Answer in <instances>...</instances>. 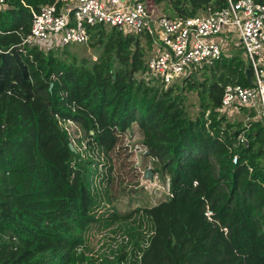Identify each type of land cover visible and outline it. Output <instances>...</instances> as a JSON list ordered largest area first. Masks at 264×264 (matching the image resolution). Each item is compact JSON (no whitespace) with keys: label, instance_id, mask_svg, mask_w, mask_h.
Returning a JSON list of instances; mask_svg holds the SVG:
<instances>
[{"label":"trees","instance_id":"16d2710c","mask_svg":"<svg viewBox=\"0 0 264 264\" xmlns=\"http://www.w3.org/2000/svg\"><path fill=\"white\" fill-rule=\"evenodd\" d=\"M56 1L6 0L0 9V264H95L85 253L91 230L128 222L122 248L98 264H264V122L246 108L238 113L248 120L231 121L236 112L222 108L225 87L250 86L254 74L241 45L166 86L149 72L146 35L91 27L96 59H79L71 46L24 45L32 11ZM142 1L165 2L172 18L228 6ZM191 95L199 100L194 118ZM66 121L83 132L75 151ZM135 125L170 195L121 213L114 160Z\"/></svg>","mask_w":264,"mask_h":264},{"label":"built area","instance_id":"2783aa9c","mask_svg":"<svg viewBox=\"0 0 264 264\" xmlns=\"http://www.w3.org/2000/svg\"><path fill=\"white\" fill-rule=\"evenodd\" d=\"M227 1V7L210 16L172 18L156 14L142 0H57L32 11L31 32L23 44L45 49L87 45L89 29L97 25L146 35L154 46L147 61L149 72L169 86L191 66L220 59L229 45L240 40L253 69L252 85H227L222 108L229 113L246 108L264 122V5L255 0ZM5 3L0 0V9ZM206 215L213 213L207 210Z\"/></svg>","mask_w":264,"mask_h":264},{"label":"rangeland","instance_id":"374dc122","mask_svg":"<svg viewBox=\"0 0 264 264\" xmlns=\"http://www.w3.org/2000/svg\"><path fill=\"white\" fill-rule=\"evenodd\" d=\"M155 12L158 15H165L172 17V11L167 8V4L163 2L160 5H155ZM240 42V40H238ZM236 41V45L239 42ZM237 51L239 47H236ZM72 54L77 55L79 59L92 58L96 59L98 50L92 49L87 45H76L67 48ZM181 79V78H180ZM180 79L176 82H179ZM188 111L190 116L193 118L199 111V100L196 95H191L188 101ZM229 115H231L229 113ZM231 121L242 122L246 121L245 115L242 113H236L234 117H229ZM62 126L67 130L72 144L74 147L77 146V140L81 137L82 131L79 123L74 121H66L62 123ZM142 134L138 127L135 125L131 132L125 135L122 141L121 147H126L125 150L120 149L121 153L120 160H114L115 174L122 179L123 191L119 194V200L113 202L115 207L121 213H126L130 210L142 207L145 204L149 206L157 205L162 201H165L169 197V180L164 182L158 175L153 174L152 179L148 180L145 178V171L154 169V161L152 158L145 157V152L142 147ZM88 139L84 140V144ZM85 152V149L82 148ZM88 154V153H87ZM136 170H135V168ZM134 172H133V169ZM102 169V166H101ZM136 174L138 176H136ZM136 176V177H135ZM96 185H99V181H96ZM103 187L106 184H102ZM125 185H131L127 190H124ZM135 185H138L137 187ZM112 190L118 193V188L121 187L116 182H113ZM133 191L130 192V189ZM115 194V195H116ZM112 208V207H111ZM108 207V209H111ZM132 222H128L124 225L123 229L108 228L103 229L102 227L95 226L88 236V245L85 248L86 256L91 257L95 264L97 259L113 257L114 251H119L123 246L124 230L125 226L128 227ZM118 231V233H115Z\"/></svg>","mask_w":264,"mask_h":264},{"label":"water","instance_id":"95a60500","mask_svg":"<svg viewBox=\"0 0 264 264\" xmlns=\"http://www.w3.org/2000/svg\"><path fill=\"white\" fill-rule=\"evenodd\" d=\"M248 79H249L250 85H252V78H251L250 72H248ZM52 87H53V85L51 86V88ZM70 147H71V149L73 151H75V147L73 146V144H70ZM152 177H153V172L151 170H149V169L146 170L145 171V178L148 179V180H150V179H152Z\"/></svg>","mask_w":264,"mask_h":264},{"label":"crops","instance_id":"0c3cea01","mask_svg":"<svg viewBox=\"0 0 264 264\" xmlns=\"http://www.w3.org/2000/svg\"><path fill=\"white\" fill-rule=\"evenodd\" d=\"M246 118V120H248V117H245Z\"/></svg>","mask_w":264,"mask_h":264}]
</instances>
